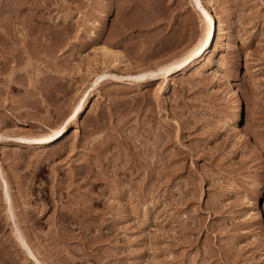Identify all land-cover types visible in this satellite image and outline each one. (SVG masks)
Listing matches in <instances>:
<instances>
[{"label":"rangeland","instance_id":"374dc122","mask_svg":"<svg viewBox=\"0 0 264 264\" xmlns=\"http://www.w3.org/2000/svg\"><path fill=\"white\" fill-rule=\"evenodd\" d=\"M208 1L127 80L200 0H0V264H264V0Z\"/></svg>","mask_w":264,"mask_h":264},{"label":"bare ground","instance_id":"6f19581e","mask_svg":"<svg viewBox=\"0 0 264 264\" xmlns=\"http://www.w3.org/2000/svg\"><path fill=\"white\" fill-rule=\"evenodd\" d=\"M194 1V0H193ZM201 4L197 3V8L200 10V21H201V30L197 34L196 39L192 44L186 48L183 52H181L177 57L173 58L172 60L165 62L164 64H159L152 69H148L146 71L135 72V73H125L119 76L108 74L113 78H118L124 76L127 80H134L140 78L144 75H154L155 77H162L164 73H166L170 67L173 70H180V69H189L194 67L198 61L206 56L209 53V48L212 44L213 36L217 33H220V27L218 26L217 19L215 18L212 10L210 9L209 1L208 0H200ZM208 62L209 60L206 59ZM116 63L120 67H124V63L122 61L116 60ZM181 72V71H180ZM104 73L100 72L95 74L90 83H95L98 78H100ZM107 75V74H106ZM82 103L83 100L80 102V109L82 110ZM84 104V103H83ZM74 106V105H73ZM74 109V108H73ZM73 111L70 109L69 115L65 118L68 120ZM64 119V120H65ZM64 123L57 124L54 128L48 129L46 132L35 134V135H25V134H17L13 135V141L17 144L22 145H41L54 137H59L61 131H63ZM55 140V139H54ZM48 143V142H47ZM2 179V178H0ZM1 198H5L7 204V196L5 192V186L3 183V189L1 192ZM20 236V235H19ZM17 237L18 245L20 246L21 250L30 257L33 264H39L35 257L31 254V252L26 247L24 241Z\"/></svg>","mask_w":264,"mask_h":264}]
</instances>
